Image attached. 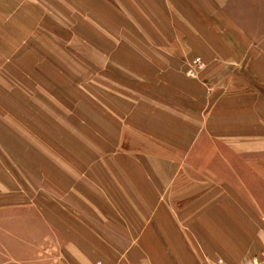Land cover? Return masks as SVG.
I'll list each match as a JSON object with an SVG mask.
<instances>
[{"label":"crops","instance_id":"crops-1","mask_svg":"<svg viewBox=\"0 0 264 264\" xmlns=\"http://www.w3.org/2000/svg\"><path fill=\"white\" fill-rule=\"evenodd\" d=\"M67 1L77 5V23L87 31L76 32L67 19L66 49L81 50L83 64L99 72L74 76L41 61V72L25 71V80L54 81L52 90L42 83L36 100L26 98L34 89L10 103L11 89H0V122L10 129L18 119L32 128L26 112L70 115L68 137L48 139L39 130L13 140L66 148H3L0 264H239L258 255L264 250V0H145L147 18L169 35L157 60L139 52L114 60L115 49L108 58L106 20L85 19L107 11L98 13L90 0ZM40 12L59 18L54 8ZM2 28L9 35H0V48L10 51L0 68L9 65L18 78L21 48L43 34L37 40L36 28L15 29L11 19ZM108 64L135 65L121 77L128 88L107 87L108 75L120 80ZM48 97L60 100L52 102L56 108Z\"/></svg>","mask_w":264,"mask_h":264},{"label":"rangeland","instance_id":"rangeland-1","mask_svg":"<svg viewBox=\"0 0 264 264\" xmlns=\"http://www.w3.org/2000/svg\"><path fill=\"white\" fill-rule=\"evenodd\" d=\"M100 1V0H99ZM98 0H90V5L92 8H94L98 13H102L107 11L108 15L106 17H99L98 15L96 16H88L85 18L86 20H89V22L95 23L96 25L99 23L100 19L101 21L106 20L107 25H108V30L107 35H106V45H107V56L108 58L111 57L109 56V53L111 50L112 52H116L113 54L114 60H119L118 58L122 55V52L126 56H132L133 54L135 57L138 56L139 53H144V57H147L148 54L152 55L154 53L155 59H160V56L163 53V48H162V42L166 41L169 39V35H167V38L164 37V34L161 32V29L159 27H156L152 24V19L147 18L146 15V1L145 0H107V5L105 6L104 4L100 3ZM54 8L57 10L59 13L58 19L49 17V16H41V12L44 9H51ZM77 8V5L74 4L72 6V3L67 1V0H0V35H6L8 36V32L5 31L2 28V22L3 20L6 19H11V22L13 21L14 28L25 30L29 28L32 29L33 31L35 28L39 32L37 35H35V38L38 40V37L43 34L42 39L39 41H34L35 39L32 37L31 41L26 44V47L21 48L20 50V59H21V64L19 67H24L22 68V71L18 74V78L16 77L17 71L13 68L10 70L8 69L9 65H4V67L0 68V78H1V83H0V89L5 87V88H10L12 94V97L10 98V103H18L19 99L21 98L19 96L25 95V92L28 90H34L32 94H29L26 96V98L31 99L32 101L36 100V95L34 92L38 91L40 89L37 85H44L47 84L48 89L53 88L54 81H42L39 84V81H26L25 77L27 75L26 72H35L37 73L36 67L38 68V73H40V62L41 61H47V67L54 68L57 71H61L62 73H69L73 74L74 76H77V74H82L84 71L85 74H95L99 72V68L97 66L90 64V65H84L83 64V58H82V53L81 50H75L72 51V49H66L67 47L65 46L66 40L63 38V30L65 27L69 26L67 23V19L73 20L74 21V26L76 29V32H80V34L86 35V27L85 25L80 22V25H78L77 21V15L75 12V9ZM18 10H23V13H18ZM117 12H116V11ZM123 12V13H121ZM9 14L10 18L7 16L4 17V15ZM40 14V16H39ZM75 15L76 17H74ZM39 16V17H38ZM18 21H21L18 23ZM38 22V23H37ZM37 23V25H36ZM36 25V26H35ZM35 26V28H34ZM63 26V27H62ZM78 26V27H77ZM28 29V30H30ZM12 34H10L11 36ZM91 40H97L98 38L91 36ZM119 43L122 44V49L115 48L114 46ZM3 43L0 42V45ZM74 46L76 48L77 46V40L74 43ZM132 47H135L132 49ZM124 49V50H123ZM9 49L6 48H0V61L3 58V55L6 54ZM168 51V50H167ZM170 51L173 53L175 51L174 49H170ZM59 57H67L68 62H74L72 63H60L61 59ZM123 56V55H122ZM58 58V59H57ZM125 58V57H124ZM123 58V59H124ZM32 60H36V64L29 65V63ZM59 61V65H56L55 62ZM82 61V63H80ZM109 62V61H108ZM120 62V61H119ZM13 67V64H11ZM27 67V70H26ZM134 66L130 65H109L108 64V72L109 74H117L120 80H111L110 75H108V80L106 82L107 87H112V89L115 88H121V85L123 88H128L126 85H130V82H126L125 80L122 81V78H125L128 74L126 73L128 70L126 68H133ZM188 67V66H187ZM186 67V70L188 71V68ZM195 69H199L197 66H195ZM52 70V69H51ZM26 71V72H25ZM186 71V72H187ZM194 71V70H193ZM48 72V71H47ZM45 72V73H47ZM194 73V72H193ZM198 74V73H197ZM241 78V76H240ZM5 79V80H3ZM136 82V81H135ZM134 82V83H135ZM66 83V82H65ZM72 84L73 82H69ZM81 84L82 82H77ZM86 83V82H85ZM144 83V82H140ZM241 82H239L240 84ZM72 87V86H68ZM95 87V85L93 86ZM92 87V88H93ZM241 88V86H240ZM45 89V88H43ZM28 93V92H27ZM54 93V92H53ZM24 94V95H23ZM56 95V94H55ZM25 97V96H24ZM139 99V97H136ZM49 100V106L50 104L53 105L56 104L57 101H60L57 97H48ZM120 98L118 97H112V102H116ZM2 100V98H1ZM56 102H55V101ZM53 102V103H52ZM0 104H2V101H0ZM3 105H7L4 103ZM45 106L49 108V106ZM54 106V105H53ZM56 108V106H54ZM50 113V115H49ZM54 113V114H53ZM48 112L46 113H36V112H26L25 114L28 116V119L32 126V128L25 126V122H21L20 119H16V122L11 121V129L6 126V124L0 122V160L3 159V148L5 149L6 152H11V153H17L19 148H22L23 151L28 150V152H34L35 149H41L42 152H49V149L51 151H54L56 148H60L65 146H62V144L59 145H32V144H22L19 145L17 144L18 142L13 141L14 138L18 139L21 137L27 136L30 138L31 135L36 136L38 134V131L41 130L44 133H46V136H48V139L50 138H55L56 136L59 137H68V121H67V116H70L68 113L60 114V112ZM24 114V115H25ZM60 114V115H59ZM50 116L56 119V121L53 120L51 121ZM58 116V117H57ZM61 116V118H60ZM60 118V119H59ZM37 122V123H35ZM73 121H69V123L72 124ZM77 122V121H76ZM56 123H60L61 125H65L63 128L57 127ZM74 123V122H73ZM79 123V122H77ZM21 124V125H20ZM28 124V123H27ZM70 124V125H71ZM80 124V123H79ZM34 125H39L38 128H35ZM69 125V126H70ZM36 132V133H35ZM2 138L10 139L11 140V145L8 146L6 144H2ZM67 146V145H66ZM72 147V146H67ZM11 149V151H9ZM79 149H76L78 151ZM60 163V162H59ZM1 173V172H0ZM1 177V176H0ZM2 185V184H1ZM31 186L26 185L24 188L29 189ZM1 195H7L4 194L3 192H0ZM14 195H20V194H14ZM17 215V214H16ZM32 215L30 212H28L27 216ZM3 216V211L0 209V217ZM6 244V239L3 237L2 234H0V253L3 251V246Z\"/></svg>","mask_w":264,"mask_h":264},{"label":"built area","instance_id":"built-area-1","mask_svg":"<svg viewBox=\"0 0 264 264\" xmlns=\"http://www.w3.org/2000/svg\"><path fill=\"white\" fill-rule=\"evenodd\" d=\"M197 67L200 69L201 65L199 64V58L195 59ZM93 264H105L101 260H96ZM215 264H222L220 260H218ZM239 264H264V250L261 251L258 255L252 256L246 259H243Z\"/></svg>","mask_w":264,"mask_h":264}]
</instances>
